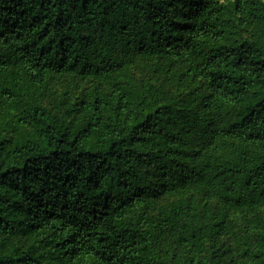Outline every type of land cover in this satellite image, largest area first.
<instances>
[{
  "label": "trees",
  "instance_id": "16d2710c",
  "mask_svg": "<svg viewBox=\"0 0 264 264\" xmlns=\"http://www.w3.org/2000/svg\"><path fill=\"white\" fill-rule=\"evenodd\" d=\"M0 264H264V0H0Z\"/></svg>",
  "mask_w": 264,
  "mask_h": 264
}]
</instances>
